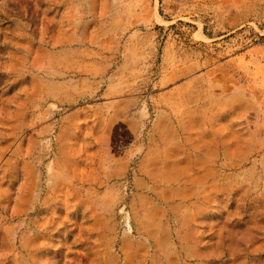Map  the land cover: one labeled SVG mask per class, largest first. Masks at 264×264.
Here are the masks:
<instances>
[{"label": "rangeland", "instance_id": "374dc122", "mask_svg": "<svg viewBox=\"0 0 264 264\" xmlns=\"http://www.w3.org/2000/svg\"><path fill=\"white\" fill-rule=\"evenodd\" d=\"M0 264H264V0H0Z\"/></svg>", "mask_w": 264, "mask_h": 264}]
</instances>
